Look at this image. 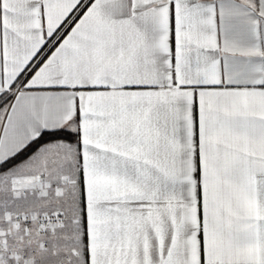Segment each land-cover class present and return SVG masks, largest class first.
I'll use <instances>...</instances> for the list:
<instances>
[{
	"label": "snow or ice",
	"instance_id": "6c2138e0",
	"mask_svg": "<svg viewBox=\"0 0 264 264\" xmlns=\"http://www.w3.org/2000/svg\"><path fill=\"white\" fill-rule=\"evenodd\" d=\"M0 264H264V0H0Z\"/></svg>",
	"mask_w": 264,
	"mask_h": 264
}]
</instances>
